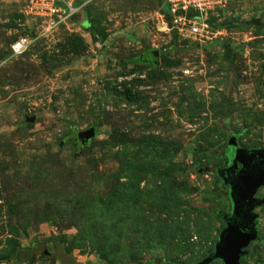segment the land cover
Returning a JSON list of instances; mask_svg holds the SVG:
<instances>
[{
	"label": "rangeland",
	"instance_id": "rangeland-1",
	"mask_svg": "<svg viewBox=\"0 0 264 264\" xmlns=\"http://www.w3.org/2000/svg\"><path fill=\"white\" fill-rule=\"evenodd\" d=\"M263 17L264 0H226L193 39L163 0H96L43 35L0 0V264H62L44 247L78 264L208 257L230 211L221 180L264 149V27L243 24Z\"/></svg>",
	"mask_w": 264,
	"mask_h": 264
},
{
	"label": "water",
	"instance_id": "water-1",
	"mask_svg": "<svg viewBox=\"0 0 264 264\" xmlns=\"http://www.w3.org/2000/svg\"><path fill=\"white\" fill-rule=\"evenodd\" d=\"M157 54L156 52L155 58ZM94 136L95 129L91 128L80 133L79 141L86 145ZM240 160L242 169L238 171L228 190L230 211L224 217L225 228L218 237L214 251L198 264H211L214 261L241 264V259L249 254L251 243L259 238V215L254 210L264 204V199L255 198L258 190L264 186V149L259 148L251 154L241 155ZM43 253L60 259L62 264H78L75 257L67 254L62 247L54 253L44 247Z\"/></svg>",
	"mask_w": 264,
	"mask_h": 264
},
{
	"label": "built area",
	"instance_id": "built-area-1",
	"mask_svg": "<svg viewBox=\"0 0 264 264\" xmlns=\"http://www.w3.org/2000/svg\"><path fill=\"white\" fill-rule=\"evenodd\" d=\"M96 0H19L20 13L35 23L40 34H48L67 25L76 15L84 13ZM173 28L182 36L207 38L211 32L209 17L226 5V0H164ZM32 27V26H31ZM32 40L19 37L11 45V56L30 49Z\"/></svg>",
	"mask_w": 264,
	"mask_h": 264
},
{
	"label": "trees",
	"instance_id": "trees-1",
	"mask_svg": "<svg viewBox=\"0 0 264 264\" xmlns=\"http://www.w3.org/2000/svg\"><path fill=\"white\" fill-rule=\"evenodd\" d=\"M163 3H164V0H163ZM164 6H165V10H166V14L168 15V9H167V6L165 5V3H164ZM88 8L89 7H87L86 9H85V11H84V13L88 10ZM169 17V16H168ZM169 19H170V17H169ZM210 22V21H209ZM243 24H246V25H249V26H258V27H264V17L263 18H260V19H253V20H250L249 22H245V23H243ZM84 26H87V25H85L84 24ZM239 137V135H237V138ZM147 143H149V142H147ZM154 142H150L149 144H153ZM226 146V145H225ZM225 146L223 147V150H222V154H223V156H225V153H224V148H225ZM222 182V181H221ZM118 193H121V191H119V190H116L110 197H111V199H113ZM224 195L226 196L227 195V192L226 191H224ZM65 250V249H64ZM65 252L67 253V251L65 250ZM22 254V253H21ZM67 254H69V255H72L71 253H67ZM199 262H201V261H199ZM198 262V263H199ZM165 264H168V263H165ZM170 264V263H169Z\"/></svg>",
	"mask_w": 264,
	"mask_h": 264
},
{
	"label": "flooded vegetation",
	"instance_id": "flooded-vegetation-1",
	"mask_svg": "<svg viewBox=\"0 0 264 264\" xmlns=\"http://www.w3.org/2000/svg\"><path fill=\"white\" fill-rule=\"evenodd\" d=\"M227 157V156H226ZM228 159V158H227ZM222 181V180H221ZM221 184H222V186L225 188V191L227 192V195L225 196L226 198H227V200H228V186L227 185H225V184H223V182H221ZM264 187V186H263ZM229 201V200H228ZM254 213H256V212H254ZM228 214V213H227ZM227 214H225V216L227 215ZM257 214V213H256ZM259 215V214H258ZM224 216V217H225ZM259 219H260V216H259ZM258 219V220H259ZM257 223H258V221H257ZM259 224V223H258ZM258 235H259V238H258V240H256V241H254V242H258V241H260V235H261V232L260 231H258ZM254 242H252L251 243V245L254 243ZM251 245L249 246V254L247 255V256H245V257H243L242 259H241V264H260L257 260H256V254L252 251V250H250V248H251ZM249 259V261H248V259Z\"/></svg>",
	"mask_w": 264,
	"mask_h": 264
}]
</instances>
